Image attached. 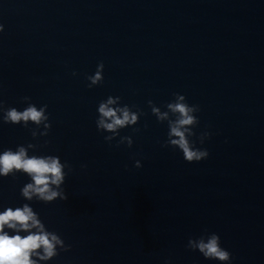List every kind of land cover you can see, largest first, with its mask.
<instances>
[{
  "label": "water",
  "instance_id": "water-1",
  "mask_svg": "<svg viewBox=\"0 0 264 264\" xmlns=\"http://www.w3.org/2000/svg\"><path fill=\"white\" fill-rule=\"evenodd\" d=\"M0 25V102L47 105L51 123L34 139L35 124L0 112V153L32 143L29 156L72 169L66 201L26 200L30 177H0V212L27 203L70 246L40 264H221L186 247L205 233L230 264H264V0H0ZM174 93L200 108L199 162L164 146L168 122L148 104L164 112ZM109 96L143 113L119 135L97 129Z\"/></svg>",
  "mask_w": 264,
  "mask_h": 264
},
{
  "label": "clouds",
  "instance_id": "clouds-1",
  "mask_svg": "<svg viewBox=\"0 0 264 264\" xmlns=\"http://www.w3.org/2000/svg\"><path fill=\"white\" fill-rule=\"evenodd\" d=\"M0 31H3V25H0ZM103 70L104 64L101 62L97 65L95 74L87 77L90 81L89 88L103 82ZM173 95L174 99L166 103L167 110L164 112H161V108L151 100L148 101L157 121L168 122V139L164 146L179 149L183 153L184 160L189 163L206 159L209 155L208 151L197 148L195 142L190 139L195 135L193 129L199 124L196 115L200 111L199 106L190 105L182 94ZM23 100L30 101V98L24 97ZM120 100L119 96H109L106 101L99 103L97 109L99 116L96 120L98 130L119 135V129L138 123L142 112L132 111L128 105L112 107L118 105ZM46 109L47 105L38 109L35 104L28 103L23 111H19L15 107L5 108L0 102L3 122L23 124L24 127L32 122L36 125V128L31 130L34 139L38 135H48L51 129ZM41 125L45 129L44 132L38 131ZM210 135L208 132L201 133L200 143L203 144ZM112 138V136L104 137L108 142ZM124 142H127L129 147L133 143L130 136H124L118 145ZM35 147V144L29 143L27 146H17L15 151L6 149L0 153V177L15 176L17 173L30 177L31 182L21 188V196L26 200L31 201L35 197L44 202H53L57 198L66 201L68 196L62 186L68 173L64 169L67 168L68 172H71V166L66 162L61 163L58 156L35 154L29 156L28 149ZM141 166V162L137 160L135 167ZM6 228L13 230L15 234L10 235ZM21 232H26L27 235H21ZM57 246L63 251H68L70 247L65 245L58 234L45 229L38 214L29 204L25 203L22 207L16 208L7 207L0 212V264H40V261H49L59 254ZM186 247L199 251L204 258L219 261L221 264H230L232 259L231 253L221 246L220 236L216 233H205L197 238L190 237Z\"/></svg>",
  "mask_w": 264,
  "mask_h": 264
}]
</instances>
